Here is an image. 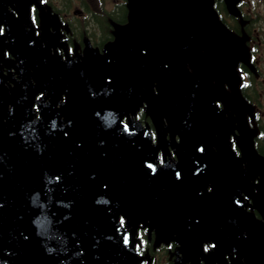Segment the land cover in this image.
Segmentation results:
<instances>
[{"label":"water","instance_id":"1","mask_svg":"<svg viewBox=\"0 0 264 264\" xmlns=\"http://www.w3.org/2000/svg\"><path fill=\"white\" fill-rule=\"evenodd\" d=\"M214 1L126 0L127 23L115 26L103 54L86 44L85 56L66 61L48 54L42 59L45 49L34 41L31 25L26 32L7 13V7H18L28 25L31 0L0 1L6 30L1 48L7 38L8 52L22 67L14 65L17 78L7 77L8 88L0 81V264H132L138 261L133 244L139 224L156 229L157 244H180L174 264H198L197 243L206 229L171 230L196 194L180 190L156 198L168 184L162 175L175 170L154 163L166 133L178 135L171 146L179 158L196 142L223 151L219 159L231 197L223 231L209 230L210 238L219 255L235 250L234 264H264V223L245 209L240 195L251 199L264 221V158L254 149L246 123L250 106L236 71L248 54L219 19ZM223 1L237 14L238 0ZM215 100L236 114L242 158L230 149L231 127L220 113L208 119L217 111ZM143 104L156 146L148 126L130 117ZM256 172L261 179L254 194L249 179Z\"/></svg>","mask_w":264,"mask_h":264},{"label":"flooded vegetation","instance_id":"2","mask_svg":"<svg viewBox=\"0 0 264 264\" xmlns=\"http://www.w3.org/2000/svg\"><path fill=\"white\" fill-rule=\"evenodd\" d=\"M37 2L40 5L33 3L30 5L28 19L32 26L34 41L37 40L38 47L41 50L45 49V51L40 52L43 56L41 57L42 59L47 57L46 54L54 55V53L58 54L62 59L79 57L84 53L87 43L101 52L104 44L112 39V22H105L109 24V27L103 24L101 15L96 13L95 10L91 11L88 5H83L82 0H79L80 9L73 11L72 9L66 10L65 7L52 4V0H37ZM238 9L240 18L234 19L233 30L244 37L247 52L250 56L249 64L241 62L237 64L240 73L239 88L244 99L252 107L249 126L258 132L254 136L256 152L264 158V121L262 120L264 103L262 102L263 98L261 99L264 93H260L259 90L261 88L264 90V84L262 85L264 75L259 71V59L261 56L264 57V53L261 50V48H264V1L263 3H254L252 5L250 0H240ZM7 11L12 13L13 10L9 8ZM49 14L53 15V17H48L47 15ZM15 15L17 16L16 18L21 20L22 29L30 33V28L25 23L21 10L16 11ZM1 17L2 13L0 11ZM0 30H2L0 35H3L4 28L1 25ZM5 43L6 45L9 44L8 39H5ZM6 45L1 48L2 45L0 43V81L3 82L5 87L8 85V78L15 76L14 70L16 71V69L14 65L16 64L20 69L22 68L12 57L11 53L8 52ZM212 83L216 86L214 81ZM213 93L216 92L214 91ZM228 98H231L229 92ZM214 104L218 110L213 115H210L208 119L214 121V117L218 115V112L222 113L220 119L232 130L229 135L231 146L234 152L240 156L241 152L235 145V136H240V134L235 129L236 124L233 122L234 125L232 127L230 126L231 122L227 120L231 112L219 100H215ZM135 121L142 125H148L150 133L153 134L152 142L154 143L157 136L142 108L136 113ZM163 126H166L165 122ZM163 140L165 146L156 150L154 163L156 167L165 168L169 166L170 168H175V170L170 177L162 175L168 184L161 187V193L156 194V198H160L163 194L180 190H184V194L187 192L196 194L195 201L183 209L182 216H180V218H183L182 221L175 228L170 227L171 230L178 228L185 230L205 228L206 234H208L206 235L203 232L205 237L200 243H197V251L198 249L200 250L198 264H206L207 261L211 264H223V262L226 264L225 258L230 262L231 257H235L232 251L224 256L219 255V253L213 256L215 245L210 238L211 233L209 231L215 227L219 231H223L222 217H224L225 213V203L226 199L231 197L228 192H225L224 164L222 159H219L221 155H224L223 151L214 145L211 148H202L203 143L196 142L192 144V148L188 149L186 157L179 158L177 149L171 146L173 142L174 144L179 143L178 135L171 139L169 134L166 133ZM209 159L215 162L214 166L206 164ZM183 161L186 163H182ZM242 166H245V163ZM180 170L182 173H179ZM260 178L261 174L259 172L250 176V186L254 194ZM215 183L217 190L213 192ZM240 195L242 196V193ZM226 196L229 197L226 198ZM233 196L235 198V195ZM232 202L237 203L235 199ZM230 205H232L234 211H238V207L235 204ZM124 228L127 229L126 226ZM156 236V229L153 227L143 226L142 224L137 227L136 237L140 239L137 247L139 254L143 257L140 264H172L174 257L178 254L180 244L177 241H170L167 244H160L155 247ZM172 236L176 237L174 233ZM151 250H153L152 256ZM182 264H190V262L185 261Z\"/></svg>","mask_w":264,"mask_h":264},{"label":"trees","instance_id":"3","mask_svg":"<svg viewBox=\"0 0 264 264\" xmlns=\"http://www.w3.org/2000/svg\"><path fill=\"white\" fill-rule=\"evenodd\" d=\"M70 3V0H66V3ZM65 4V6L67 7V9L70 7L69 5ZM83 5H87V3H85L84 0H82ZM96 3V4H95ZM95 3L93 5H95V8L98 12L99 15H101V20L103 22V24H105L106 26L109 27L108 22L110 20L117 22V23H123L125 21L126 18V8H125V1L124 0H120L119 3L114 5V8L111 11L106 10L105 7V3L104 0H96ZM216 9L219 12V14H225L227 17L229 16L227 14V12L225 11V9L223 8L221 3H216ZM116 9H118V12L116 11ZM92 11V10H91ZM223 21L225 22V24L227 26H229L231 29L233 28L232 24L228 23L225 18L222 16ZM153 250L150 251L151 256L153 255ZM151 264V263H149Z\"/></svg>","mask_w":264,"mask_h":264},{"label":"rangeland","instance_id":"4","mask_svg":"<svg viewBox=\"0 0 264 264\" xmlns=\"http://www.w3.org/2000/svg\"><path fill=\"white\" fill-rule=\"evenodd\" d=\"M264 1V0H262ZM95 3V1H93ZM114 2H117V0H104V3H105V7L108 9V11H110L112 8H113V3ZM251 3H257L259 2V0H250ZM68 3V2H67ZM66 3V0H52V4H57V6H60V7H65L66 10L68 9H72L73 10H77V9H80V5L79 3L77 2H74L73 0H70V3H68V5L70 6L68 9L67 7L65 6ZM87 5L89 6V9H94V5H92V0H87ZM96 4V3H95ZM116 11L118 12V9H116ZM221 16H223L225 18L226 21L229 20V18L226 17V15L222 14ZM262 52L264 53V48H261ZM79 53V51H77ZM80 54V53H79ZM259 71H261V73L264 75V57L261 56L260 59H259ZM264 84V81L262 82V85ZM260 90V93H264L263 91V88L259 89ZM263 98V99H262ZM262 99V102L264 103V96L262 95L261 97ZM262 120L264 121V109L262 110Z\"/></svg>","mask_w":264,"mask_h":264},{"label":"bare ground","instance_id":"5","mask_svg":"<svg viewBox=\"0 0 264 264\" xmlns=\"http://www.w3.org/2000/svg\"><path fill=\"white\" fill-rule=\"evenodd\" d=\"M2 2H3V0H2ZM84 53H85V54H87V51L85 52V49H84ZM84 53H83V56H85V54H84ZM83 56H82V57H83Z\"/></svg>","mask_w":264,"mask_h":264},{"label":"snow or ice","instance_id":"6","mask_svg":"<svg viewBox=\"0 0 264 264\" xmlns=\"http://www.w3.org/2000/svg\"><path fill=\"white\" fill-rule=\"evenodd\" d=\"M0 31H2V30H0Z\"/></svg>","mask_w":264,"mask_h":264}]
</instances>
